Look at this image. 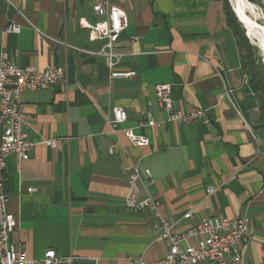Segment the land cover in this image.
I'll return each instance as SVG.
<instances>
[{"label": "crops", "instance_id": "1", "mask_svg": "<svg viewBox=\"0 0 264 264\" xmlns=\"http://www.w3.org/2000/svg\"><path fill=\"white\" fill-rule=\"evenodd\" d=\"M98 4L128 15L116 46L126 51L118 69L136 71L133 77L111 76L100 54L105 40L91 39L81 24L104 18ZM11 22L18 33L5 32ZM3 52L22 68L66 72L65 83L22 94L38 143L26 160L6 158L7 208L17 217L11 238L30 258L50 248L76 255L74 264L163 257L156 217L124 205L134 165L142 195L161 200L176 231L220 214L246 217L251 235L240 264H264L263 117L221 0H0V60ZM159 84L170 86L176 109H204L205 117L167 120ZM115 107L127 118L113 128ZM149 118L157 124L146 125ZM127 129L149 143L132 144ZM51 139L54 146L41 143Z\"/></svg>", "mask_w": 264, "mask_h": 264}, {"label": "built area", "instance_id": "2", "mask_svg": "<svg viewBox=\"0 0 264 264\" xmlns=\"http://www.w3.org/2000/svg\"><path fill=\"white\" fill-rule=\"evenodd\" d=\"M95 12L104 17L94 23L82 20L81 24L89 29L91 39L105 40L100 54L107 58L112 77H133L136 71L118 69L120 59L126 51L119 49L116 43L127 27L129 18L127 13L117 7L109 8L95 5ZM38 30V29H37ZM20 31V25L11 22L5 32ZM138 37H132L136 40ZM66 72L59 66H51L40 70L33 66L22 68L8 58L3 52L0 60V264H74L76 255H59L55 249H47L41 259L30 258L23 248L13 243L12 233L17 225V217L8 211L9 196L5 191L4 170L6 158L15 155L21 160L30 157L37 145L29 134V120L20 107L21 96L24 92L34 89H47L50 86L65 83ZM155 93L159 106L167 113V120L177 123H191L205 117L204 109H192L182 112L173 105L170 86L159 84L155 86ZM127 114L121 107L113 109V118L109 120L113 128L125 121ZM146 125L157 124L149 118ZM126 135L134 145H147L148 137L126 130ZM41 143L55 145V140H43ZM129 171V191L125 197V207L134 211H149L156 217V226L160 229V237L167 245L163 257L155 261L134 259L136 264H226L231 260L235 264L241 263L240 248L251 235L249 219L246 217L230 218L220 214L196 221L185 231H176L175 224L164 217L160 208L162 205L158 197L142 195L139 186V170L136 166L127 167ZM145 173L150 175V170ZM33 191L34 188H29ZM215 187L209 186L207 193H214ZM193 217L192 211L184 214L185 219ZM190 240H194L193 243Z\"/></svg>", "mask_w": 264, "mask_h": 264}, {"label": "trees", "instance_id": "3", "mask_svg": "<svg viewBox=\"0 0 264 264\" xmlns=\"http://www.w3.org/2000/svg\"><path fill=\"white\" fill-rule=\"evenodd\" d=\"M223 2V8L226 16L228 26L233 32L237 45L240 50L241 67L245 74L248 76V83L252 91L262 101L261 114L263 121L260 124L264 127V76H261L257 66L255 65V58L253 56V47L249 44V41L241 29V25L235 16L229 0H221Z\"/></svg>", "mask_w": 264, "mask_h": 264}, {"label": "bare ground", "instance_id": "4", "mask_svg": "<svg viewBox=\"0 0 264 264\" xmlns=\"http://www.w3.org/2000/svg\"><path fill=\"white\" fill-rule=\"evenodd\" d=\"M231 7L240 20L245 32L253 43L264 53V14L250 0H230ZM234 13V14H235ZM262 20V22H259Z\"/></svg>", "mask_w": 264, "mask_h": 264}, {"label": "rangeland", "instance_id": "5", "mask_svg": "<svg viewBox=\"0 0 264 264\" xmlns=\"http://www.w3.org/2000/svg\"><path fill=\"white\" fill-rule=\"evenodd\" d=\"M250 1L253 2V3H255L256 6L259 7L260 10L262 11V13L264 14V5H263L264 4V0H250ZM229 2H230V5H232L230 0H229ZM259 22H262V20H259ZM240 25H241V29H242L243 33L246 36V32H245V30H244V28H243V26H242L241 23H240ZM246 37H247V39L249 41V44L253 47L252 53H253V56H254L255 61H256L255 62V65L257 66V69H258L260 75L261 76H264L263 54H262L259 46H257L255 43H253L248 36H246ZM247 79H248V76H247ZM258 100H259L260 108H261L262 101L259 98H258Z\"/></svg>", "mask_w": 264, "mask_h": 264}, {"label": "water", "instance_id": "6", "mask_svg": "<svg viewBox=\"0 0 264 264\" xmlns=\"http://www.w3.org/2000/svg\"><path fill=\"white\" fill-rule=\"evenodd\" d=\"M232 10H233V12L235 13V10L233 9V7H232ZM235 16L237 17L236 13H235ZM237 19H238V17H237ZM238 21L240 22L239 19H238ZM240 23H241V22H240ZM246 36H248L247 33H246ZM262 54H263V62H264V53H262Z\"/></svg>", "mask_w": 264, "mask_h": 264}]
</instances>
